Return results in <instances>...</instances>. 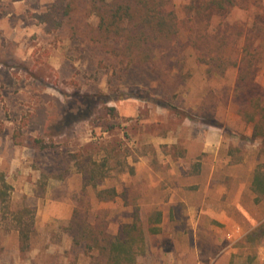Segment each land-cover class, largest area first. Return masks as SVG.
<instances>
[{"label": "rangeland", "instance_id": "obj_1", "mask_svg": "<svg viewBox=\"0 0 264 264\" xmlns=\"http://www.w3.org/2000/svg\"><path fill=\"white\" fill-rule=\"evenodd\" d=\"M52 1L0 0V172L11 186L5 208L0 200V264H108L106 240L136 216L144 251L134 264H196V257L210 264L229 232L233 251L214 264H251L264 235L236 233L248 223L234 205L264 218V196L252 190L256 166L264 167V138L239 111L245 100L234 90L236 69L209 70L190 47L172 62L147 66L139 60L149 51L97 30L93 0H70V16L48 30L35 14ZM187 1L173 6L180 12ZM260 11L239 7L231 18L243 22ZM257 80L264 87V64ZM103 106L117 115L94 119ZM207 130L219 137L212 155L199 152ZM166 158H182L191 170L201 161L214 167L213 184L225 194L214 190L213 198L230 203V230L221 222L226 214L209 216L216 227L199 232L194 245L190 214L182 206L169 210L157 189ZM93 161L106 162L96 186L85 180ZM24 208L33 225L22 250L14 215ZM156 211L160 230L151 233Z\"/></svg>", "mask_w": 264, "mask_h": 264}, {"label": "trees", "instance_id": "obj_2", "mask_svg": "<svg viewBox=\"0 0 264 264\" xmlns=\"http://www.w3.org/2000/svg\"><path fill=\"white\" fill-rule=\"evenodd\" d=\"M250 6L261 11L243 22L231 18L235 9ZM73 8L70 0H53L46 11L35 16L51 30L62 26ZM93 8L99 18L97 30L106 38L122 40L128 47L146 54L149 51L147 59L139 60L147 66L153 67L159 61L170 62L190 47L197 60L208 65L209 70L222 72L229 67L235 68L234 90L238 100H245L239 111L244 116L250 114L248 118L255 121L257 134L264 138V87L257 80L260 65L264 64V0H188L180 12L173 6V0H93ZM228 48L230 55L226 51ZM161 49L165 54L155 60ZM249 108L254 111L250 113ZM108 115L116 116V109L103 106L97 109L94 119L105 120ZM105 163H91L86 172L87 184L96 186L105 178ZM10 189L4 173L0 172V200L4 208ZM252 190L256 199L264 196L262 165L255 168ZM108 191L116 194L114 189ZM103 193L104 190L99 191L98 196L103 198ZM154 215L156 225L150 223L148 230L158 233L157 224L161 222L162 213L156 211ZM14 219L23 250L28 247L33 225L31 210L22 209L15 213ZM253 234L264 235V221ZM103 248L108 264H134L137 255L144 251V232L139 218L136 216L126 224L121 236H109Z\"/></svg>", "mask_w": 264, "mask_h": 264}, {"label": "crops", "instance_id": "obj_3", "mask_svg": "<svg viewBox=\"0 0 264 264\" xmlns=\"http://www.w3.org/2000/svg\"><path fill=\"white\" fill-rule=\"evenodd\" d=\"M214 134L215 132L210 130L205 131V136L201 142L202 148L199 151L200 153L212 155L218 150L219 137ZM166 142L168 141L166 140ZM186 153H188L189 156V150ZM183 161L182 158L161 159L160 162L166 168V174L157 175L158 180L156 183L157 189L164 194L162 200L164 206H167L169 210L175 206H182L186 213L190 214V226L194 230L195 236L194 245L197 247L198 240L200 239L199 232L213 230L216 227L211 223V220L205 221V219H209V216H211V218H218V213L226 214V220L223 218L221 222L225 228L230 230L231 219L229 213L232 207L229 202L225 206V204H222V202L220 204L213 198L214 190H222L221 193L225 194L224 187L222 188L221 185L216 186V184H213V173L215 170L213 166L208 168L206 163L201 161V163H196L194 169L191 170L190 162L184 163L183 165ZM141 169L142 165L136 166V176L139 177ZM234 207V211L243 214L248 223L246 228L236 226V233L242 232L241 235H245L264 221V218L257 219L254 215H250L249 212L241 206L239 201L235 203ZM230 233L231 232L226 235V239L223 238L221 240V243L224 244L225 247L217 252L215 257L209 259L210 264H214L220 257L226 258L230 256L233 251V248H231L232 242L230 241ZM215 244L219 245L220 243L216 241ZM200 261L199 257H196V264H200ZM250 261L251 264H264L263 245L254 249L252 260Z\"/></svg>", "mask_w": 264, "mask_h": 264}]
</instances>
